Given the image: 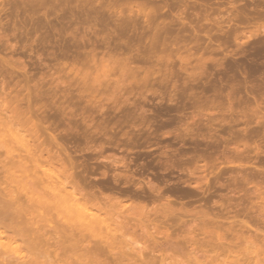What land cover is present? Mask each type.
<instances>
[{"label": "rangeland", "instance_id": "1", "mask_svg": "<svg viewBox=\"0 0 264 264\" xmlns=\"http://www.w3.org/2000/svg\"><path fill=\"white\" fill-rule=\"evenodd\" d=\"M257 52L264 57V0H0V103L19 99L53 142L45 148L54 162L65 161L102 205L120 197L137 213L127 221L138 248L161 228L168 239L189 238L207 214L225 225L253 220L258 227L244 230L242 245H262ZM136 185L147 202L134 199ZM177 188L194 193L190 205L169 195ZM207 231L216 239L242 230L212 223ZM169 252L167 264H194L191 249Z\"/></svg>", "mask_w": 264, "mask_h": 264}, {"label": "bare ground", "instance_id": "2", "mask_svg": "<svg viewBox=\"0 0 264 264\" xmlns=\"http://www.w3.org/2000/svg\"><path fill=\"white\" fill-rule=\"evenodd\" d=\"M260 55L261 53L257 52V56L263 57ZM18 94L16 95L18 96ZM15 99L0 103V264H165L167 259L174 255L172 254L173 249L179 254L180 252L185 253V249L196 252L194 264H257L264 261V238L261 239V246L257 245V241L252 240L251 242L247 241L249 243L247 245L250 246L244 248L241 242L244 230L249 231L258 227L256 222L235 217L228 222V225H225L227 222L224 223V221L226 220H220L221 218H217L218 216L215 219H209L206 217L209 216L208 214H201L205 218L202 226L199 229L193 226L197 231L189 232V238L179 239L178 237L182 235L180 231V236L175 240L171 237L168 239L166 233V235L161 233V228L160 232L154 233L157 236H154L152 232L150 233L153 236L147 234L151 236L149 242L144 238V235L143 238L147 242L142 243H147L148 248L147 246L138 248V243L130 233V222L127 221L128 217L132 218L131 216L137 213L131 212V209L124 210L123 208L126 206L122 204L120 197L116 200L119 201V204H116L115 200L107 198L105 204L103 203L105 208H102L103 205L98 201L99 198L84 190L83 182L80 180L82 177L79 174L74 171L70 172L65 161L64 163L59 162V165L54 162L52 152L50 154V151L46 150L49 147L45 148L46 144L48 146L53 142L50 143L46 138H41V129L33 123L30 111L21 110V101ZM137 143L140 141L130 140L126 145ZM3 154L5 155L4 159L1 157ZM148 166L143 169L148 170L150 168ZM125 184L127 185V183ZM135 187L137 189L135 192L134 190L129 191V189L130 193L126 190L127 193H121V195L126 199L135 197L136 200L147 202L150 198L149 195H146V197L148 196L146 199L142 196L145 192H140L142 194L140 195L137 193L139 186ZM131 192L138 195L133 196ZM192 194H194L192 191L182 188L169 191V195L184 206L188 202L189 205L191 204ZM142 210H144V206L138 210L141 211L140 215ZM159 214L156 215L159 216ZM185 218L187 219V217ZM260 218L263 220L262 217ZM154 219H151L152 222ZM224 219L226 218L224 217ZM227 219L230 220V218ZM182 222L184 221L179 222L180 226ZM212 223L218 224L227 232L232 231L233 234L242 230L241 233L237 232L241 235L236 234L230 237L214 235L215 239L208 235L210 230L207 231ZM137 225L139 224L137 223ZM183 231L187 233L185 230ZM131 232L135 234L136 230ZM142 234L144 233L142 232ZM161 234L167 238L163 237L162 240H158L157 237ZM197 236L200 238L197 239ZM256 238L259 239V237ZM171 250L172 255L170 256L169 251Z\"/></svg>", "mask_w": 264, "mask_h": 264}]
</instances>
